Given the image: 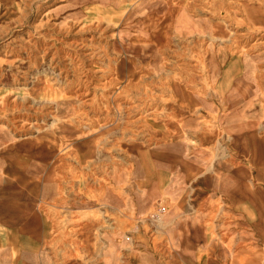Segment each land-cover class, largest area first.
I'll list each match as a JSON object with an SVG mask.
<instances>
[{
	"label": "rangeland",
	"instance_id": "obj_1",
	"mask_svg": "<svg viewBox=\"0 0 264 264\" xmlns=\"http://www.w3.org/2000/svg\"><path fill=\"white\" fill-rule=\"evenodd\" d=\"M171 1L193 19L224 17L234 43L216 54L206 50L216 40L172 36L163 47L143 30ZM247 4L264 13V0H0V264H106L81 246L89 225L95 239L105 226L115 238L128 236L127 260L115 264H139L143 239L171 256L167 264H264L257 208L248 198L232 206L230 197L249 190L245 181L256 176L249 145L264 140V64L247 68L264 61V24L251 28ZM247 71L250 80L235 84ZM243 89L253 96H240ZM39 125L62 143L47 166ZM90 135L95 159L82 163L74 148ZM132 150L150 154L152 189L138 183ZM152 153L170 159L157 164ZM171 156L190 176L175 192ZM23 159L32 169L19 170ZM48 175L58 194L31 205V185ZM204 176L209 189L192 198ZM181 220L188 237L201 231L191 254L167 234ZM25 224L31 244L17 243Z\"/></svg>",
	"mask_w": 264,
	"mask_h": 264
},
{
	"label": "crops",
	"instance_id": "obj_2",
	"mask_svg": "<svg viewBox=\"0 0 264 264\" xmlns=\"http://www.w3.org/2000/svg\"><path fill=\"white\" fill-rule=\"evenodd\" d=\"M162 4H164L163 2H161ZM179 5V4H178ZM177 4H173V2L171 1V6L168 8V10L166 11L165 15H163L161 18H159L158 20L156 18H150L143 31H145L149 36H153L155 38H157V40L159 41V43L165 47L171 44L170 40L171 37L173 36L175 39H177L178 41H188L187 39H191V38H195L196 40L199 38L198 41H200L202 38H209L210 40H216L217 44L211 43L210 45L207 46L206 50L209 53H216L219 54V52H221V50H223L222 48L225 46H227L228 44H232L234 43L233 40V35L231 36L228 35L227 33V27L228 26V22L225 20V18L223 17V23L218 24L216 23L212 17H202V18H197V19H193L192 17H190L186 11L185 7H181V5L178 6ZM159 10V9H158ZM156 10V11H158ZM155 11V10H154ZM242 14L245 16L246 20L248 21V24H250L251 28L253 29L254 26H259L264 24V13L262 11V9H260L259 7L247 4L246 6L243 7L242 10ZM195 18V17H194ZM229 38V39H228ZM223 39H228L227 43H222L219 44V40L222 41ZM234 39H235V33H234ZM197 41V42H198ZM222 47V48H221ZM217 56V55H216ZM214 58H216L215 56L211 57V61H214ZM260 60V58H259ZM260 64H264V61H257V62H252V61H247V68L248 69H257V67ZM239 65V64H238ZM237 69H240V66L237 67ZM249 71L245 72L244 76L241 78L237 79V82H235V84L242 85L244 84L242 82L241 79L245 78V80H247V75H249ZM250 78L247 80L249 81ZM253 96V94L251 93H247V91H245V89H243V93L240 94V96ZM35 129V128H34ZM40 132H37L39 134V139L40 140H47L46 142V148L45 151H42V154L45 153L47 159L45 160V164L47 166L48 164V160L52 159L53 154L55 153L54 151L57 150V147L59 146V140L55 137V135L53 133H50L49 131L51 130H47V129H40ZM77 131V130H76ZM95 135L92 136H86V138L83 139H77L74 151L77 154L79 160L82 163H85L86 161H88L89 159H95V150H94V140H96ZM206 138V135L203 137ZM208 138V137H207ZM229 138L231 139L232 136H229ZM62 144V143H60ZM73 144V143H72ZM42 145V144H41ZM74 145V144H73ZM63 146V145H62ZM250 149H251V157H250V163L251 165L256 169V176L255 177H251L250 175L248 176V179L245 181L247 186L249 187V190L246 192H242V196L243 198H248V200L250 202H254L256 200V198L258 199L259 204L263 206V214H264V173H260L258 172L259 166L261 163H264V140H260V139H252L251 143L249 145ZM59 148V147H58ZM65 148V147H64ZM54 152V153H53ZM146 153V152H145ZM40 154V155H42ZM131 154L133 156L136 155V160L134 161L135 166H136V176H137V181L138 183L141 182V187H145L146 189H152L153 186H150L148 183L150 180H152V177L150 176H146L151 175L153 172V168L152 170H150L148 173H146V171L144 170V165L147 162L148 155H150L149 153L147 154H142V152L137 151L136 150H132ZM38 155V154H36ZM154 162H156L155 160H157V164L158 162L160 163V160L162 162L166 163V159H168L169 161V156L167 158H165L164 160H162V156H160V154H151ZM141 156V158H140ZM172 159L169 162V164L173 165L174 164V170L176 172H178V176L179 178H177L175 180V182L173 183V185L171 186V190L173 192H175V190H178L177 188L179 186H181V184L183 185V183L186 180H189L188 176V172H186L185 169V163L183 164H179V167L177 168V160H176V156H171ZM80 161H78L79 163H81ZM30 163V161H29ZM27 163V159L26 160H21L18 164L19 170H23L24 172L27 170V168H30V165H32V163ZM94 164H97L98 161L93 162ZM114 163L115 165L120 166L121 164L115 160V158L110 159L109 164ZM29 164V165H28ZM89 164V163H88ZM152 164V162H151ZM113 165V166H115ZM147 165V164H146ZM182 165V167H181ZM35 166V163L33 164V167ZM32 169V168H30ZM38 168L36 167L35 170H37ZM101 169H105V165H103V168ZM31 171V170H30ZM148 171V170H147ZM186 172V174H185ZM193 172V169H192ZM118 173V172H115ZM54 173H51V175H53ZM46 175V174H45ZM125 172L119 174L118 178L119 181H126V176H125ZM117 176V175H115ZM44 180L46 181V184H44L41 193L40 188L42 185V182ZM52 176L50 177L49 175L47 177H42L40 179H38L36 181L35 185H31V192H32V196L30 199V204L33 205L35 204L39 198H42V195H57V189L58 188H54L53 184H52ZM117 180V179H115ZM202 183H201V187L198 188V190H195V187H193V191H192V198H198L201 194H204L206 192V190L209 189L210 185H209V177H202ZM194 181V180H192ZM256 182H258V184L262 185V191L261 190H257L255 188ZM29 184V182H28ZM27 184V186H29ZM193 184V183H192ZM225 184H229L230 188H234L235 185H233V183H231L230 181L225 183ZM82 186H84V183H81ZM26 186V187H27ZM159 188V186H157V189ZM126 190V189H125ZM43 191V192H42ZM152 195V194H150ZM229 195V193H228ZM230 197H231V202H232V206H237L235 205V199L239 197V194L236 192L235 189H232V191L230 192ZM85 211L89 213V215H91L92 212V208H85ZM102 213V212H101ZM192 220L193 221H197V217L194 215L192 216ZM184 220L181 221H176L174 223V228L169 229L168 233L170 236L171 241L174 243H177L179 245V249H180V253L181 254H191L192 252H194V250L196 249L195 245H200L199 243H195L199 242L198 241V237L201 236V231L198 228V233H194L193 235H191V237H188L187 231L184 228ZM194 224V223H193ZM195 225V224H194ZM258 228L260 229V231L262 232V235L264 236V221L261 222L258 221ZM105 228V230H104ZM103 228V233H101L99 235V237H97L96 239L93 237L94 235L92 234V227L87 226L85 228L84 233V237L82 240V244L84 246V251L85 254L88 257H95L98 256V258L96 260H127V256H128V236H125V233H121L120 230H118L121 235L120 237H114L116 231L114 228H111L109 226H105ZM31 227L28 224H25L23 227L20 228L19 230V235H21V240L17 243H22L21 244H31L33 243L31 240ZM115 239V240H114ZM120 239V240H118ZM145 243H140L139 244V264H167L166 260L169 258L171 259V256H169V254L166 253V251H163L165 254L163 255H168L167 258H165L164 256H161V250L159 248V246L156 244V242L153 241V243H149L148 241H146L145 239H143ZM194 240V241H193ZM16 243V242H15ZM100 246H99V245ZM147 245V246H146ZM85 246H88V249H85ZM151 250V253H149L147 250ZM143 251L146 252L145 254H143ZM137 253V254H138ZM93 260V261H96Z\"/></svg>",
	"mask_w": 264,
	"mask_h": 264
},
{
	"label": "bare ground",
	"instance_id": "obj_3",
	"mask_svg": "<svg viewBox=\"0 0 264 264\" xmlns=\"http://www.w3.org/2000/svg\"><path fill=\"white\" fill-rule=\"evenodd\" d=\"M76 54V53H75ZM78 54H76V56H77ZM74 56V55H73ZM76 56H75V59H76ZM63 71L62 72H60L59 73V75L60 74H62V79H65L66 77H67V75H68V72H67V67L66 66H63L62 68H61ZM82 75V74H81ZM84 80L83 81H85V82H88L89 81V78H91V77H87V74H85L84 75ZM81 81V80H80ZM87 85L86 84H84L83 86H82V88H84V87H86ZM85 89V88H84ZM81 94H79L78 96H80ZM51 102H54L53 103V112H55L56 111V109H59V108H61V102H63V100H60V99H58V101L57 100H55V101H51ZM52 105V104H51ZM56 108V109H55ZM55 121V120H54ZM35 129H37L38 130V132H40L39 130L40 129H43V127H41V125H39V127H36ZM258 172H260V173H264V163H261L260 164V166H259V169H258ZM238 194H239V197H237V198H235V205H238V203L240 202V201H243L242 200V198H243V196H242V191H240V192H238ZM173 197V196H172ZM180 198V197H179ZM190 198V197H189ZM252 204H253V206H255L256 208H257V211H258V221H260L261 222V224H262V222L264 221V214H263V206H262V204L260 205L259 204V202H258V199L256 198V200L254 201V202H251ZM252 206V205H251ZM180 208V207H179ZM181 209V208H180ZM213 209V208H212ZM218 212V211H217ZM216 214V213H215ZM176 215V214H175ZM212 216V215H211ZM230 217H231V215H230ZM212 229V228H211ZM216 230V229H215ZM228 231V230H227ZM220 232H221V230H220ZM220 235V234H219ZM65 236V235H64ZM222 238V237H221ZM65 240V239H64ZM67 242V241H66ZM62 245V244H61ZM82 247H83V249H84V246L83 245H81ZM75 248V247H74ZM85 249L87 250L88 249V246H85ZM76 250V249H75ZM78 252V251H77ZM73 254H74V252H73ZM105 261V263L106 264H115L116 263V260H104Z\"/></svg>",
	"mask_w": 264,
	"mask_h": 264
}]
</instances>
